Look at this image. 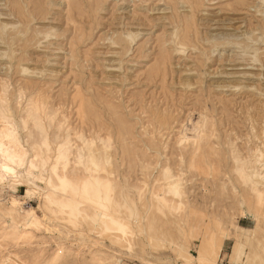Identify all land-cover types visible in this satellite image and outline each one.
Returning <instances> with one entry per match:
<instances>
[{"label": "rangeland", "instance_id": "rangeland-1", "mask_svg": "<svg viewBox=\"0 0 264 264\" xmlns=\"http://www.w3.org/2000/svg\"><path fill=\"white\" fill-rule=\"evenodd\" d=\"M0 15V264H264V0H0ZM90 175L105 209L83 200Z\"/></svg>", "mask_w": 264, "mask_h": 264}, {"label": "bare ground", "instance_id": "bare-ground-1", "mask_svg": "<svg viewBox=\"0 0 264 264\" xmlns=\"http://www.w3.org/2000/svg\"><path fill=\"white\" fill-rule=\"evenodd\" d=\"M2 13V12H1ZM4 13V12H3ZM5 15H6V13H5ZM162 16H160V17H157V18H152V20L151 21H149V25H151V26H161V27H164V21H165V17L163 16L164 14H161ZM1 16V15H0ZM3 16V15H2ZM51 18V17H50ZM49 18V19H50ZM113 18V17H112ZM114 19H116V17H114L113 18V20ZM52 20V19H51ZM118 20V19H117ZM203 21H204V25H205V28L206 29H208L209 31H215V30H217L218 28H219V30H220V27H219V25L220 24H222L223 23V19H219L218 17H205L204 19H203ZM108 22V21H107ZM115 22V21H114ZM113 21H109V23H105V24H102V25H105V26H109V25H111L112 23H114ZM118 21H116V23H117ZM121 22V21H120ZM228 22V21H227ZM100 24V23H99ZM139 24V23H138ZM166 24V23H165ZM102 25H100L101 27H102ZM114 25H116V24H114ZM140 25V24H139ZM117 26V25H116ZM221 26V25H220ZM104 27V26H103ZM222 27V26H221ZM160 28V27H159ZM225 28V27H224ZM227 29V28H226ZM58 30V29H57ZM53 31H55V30H53ZM50 33V32H49ZM226 34V33H225ZM225 34H223V35H225ZM57 35V34H56ZM127 35V37H129L130 38V40H131V37H132V35H131V33L130 34H126ZM222 35V36H223ZM44 36V35H43ZM216 36H219L218 34H208V36H206V37H208L210 40V42L212 43V42H219V40H223V37H216ZM227 36V35H226ZM225 36V37H226ZM136 37V36H135ZM51 38V37H50ZM207 38V39H208ZM227 38V37H226ZM229 38V37H228ZM206 39V40H207ZM132 40H133V38H132ZM50 41V40H49ZM49 41H47V42H49ZM121 41V40H120ZM57 42V41H56ZM113 42V41H112ZM116 42V41H115ZM225 42V41H224ZM1 44V43H0ZM51 44V43H50ZM213 44V43H212ZM216 44V43H215ZM216 46H217V44H216ZM212 48V47H211ZM54 49V48H53ZM214 51H216L215 49H214ZM65 53V52H64ZM112 53V52H111ZM229 53V52H228ZM67 54V53H66ZM216 56V55H215ZM217 58H218V60L219 61H225V63L223 64V65H225V66H227V65H238V64H233V61H231V59H229L228 57L230 56H228V57H223V55H222V53H217ZM236 62V61H235ZM238 62V61H237ZM24 69V68H23ZM220 72V71H219ZM214 73H216V72H214ZM220 74L221 75H223V74H225V76H227L228 75V73L226 72V71H224L223 70V72L221 71L220 73H219V76H220ZM224 76V77H225ZM228 76H230V75H228ZM233 76V75H232ZM231 77V76H230ZM229 77V78H230ZM222 77H218V72H217V76H215V77H213L212 78V81L210 82V85H212L213 86V88L215 89V88H219V89H223V88H228L229 86L227 85L228 84V82L229 81H227L228 80V78L225 80V79H223V80H220ZM226 78V77H225ZM214 79V80H213ZM230 80V79H229ZM232 84H230V86H231ZM233 88V87H232ZM227 91V90H226ZM204 117V116H203ZM205 119V118H204ZM206 123H207V120L204 122V124H205V128H208V126H206ZM212 125V124H211ZM202 126V125H201ZM204 128V131L206 130ZM209 129H211V128H209ZM264 130V129H263ZM11 130H8V129H6L5 131H3V132H1L0 133V135H3L5 138H9V137H11ZM208 136V135H207ZM258 157L259 156H261V153L259 152L258 154ZM89 157V156H88ZM90 160V162H91V164L93 165V167L95 168V167H97V165H98V163L96 162V160L95 159H93V158H90L89 159ZM253 174V173H252ZM110 175V174H109ZM260 179L262 178V177H259ZM81 182V188H82V190H88V189H92L91 191H92V193L91 194H88L87 196H85L84 198H83V200H88V201H90V204H92V205H96V206H98V207H101L102 209H105V208H107V206H106V204L104 203V202H109L111 199V196H110V187H109V185H108V183L107 182H104V183H102V182H100V179L99 178H97V177H94L93 175H90L87 179H85V180H82V181H80ZM168 187L171 189H169L170 190V192H171V194H176V188H177V186H176V183H174V182H172V183H168ZM101 190H103L104 191V196L102 197V196H100V195H98V193L101 191ZM169 192V191H168ZM162 202H165V200L163 199V198H161L160 199ZM104 204H105V206H104ZM114 211V210H113ZM113 213V212H112ZM113 215V214H112ZM238 251V250H237ZM199 259H202V258H199ZM204 260V259H203Z\"/></svg>", "mask_w": 264, "mask_h": 264}]
</instances>
